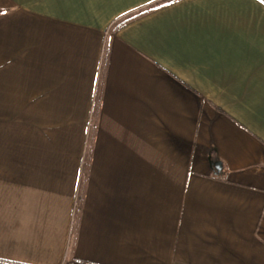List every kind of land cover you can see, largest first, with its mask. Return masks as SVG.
<instances>
[{"label":"crops","instance_id":"crops-1","mask_svg":"<svg viewBox=\"0 0 264 264\" xmlns=\"http://www.w3.org/2000/svg\"><path fill=\"white\" fill-rule=\"evenodd\" d=\"M0 264H264V0H0Z\"/></svg>","mask_w":264,"mask_h":264},{"label":"trees","instance_id":"trees-1","mask_svg":"<svg viewBox=\"0 0 264 264\" xmlns=\"http://www.w3.org/2000/svg\"><path fill=\"white\" fill-rule=\"evenodd\" d=\"M165 2H168V1H171V0H164ZM136 16V14H134V15H130L129 17L131 18V17H135ZM124 20H122V21H119V24H121L122 22H123ZM118 24V25H119Z\"/></svg>","mask_w":264,"mask_h":264},{"label":"rangeland","instance_id":"rangeland-1","mask_svg":"<svg viewBox=\"0 0 264 264\" xmlns=\"http://www.w3.org/2000/svg\"><path fill=\"white\" fill-rule=\"evenodd\" d=\"M27 114H29V113H27Z\"/></svg>","mask_w":264,"mask_h":264}]
</instances>
